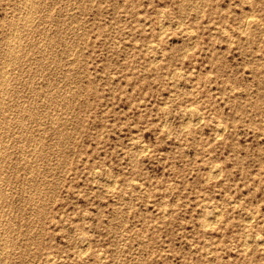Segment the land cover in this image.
<instances>
[{"label": "rangeland", "instance_id": "1", "mask_svg": "<svg viewBox=\"0 0 264 264\" xmlns=\"http://www.w3.org/2000/svg\"><path fill=\"white\" fill-rule=\"evenodd\" d=\"M0 215V264H264V0H0Z\"/></svg>", "mask_w": 264, "mask_h": 264}, {"label": "bare ground", "instance_id": "2", "mask_svg": "<svg viewBox=\"0 0 264 264\" xmlns=\"http://www.w3.org/2000/svg\"><path fill=\"white\" fill-rule=\"evenodd\" d=\"M248 1H249V0H248ZM28 12H29V11H28ZM34 12H35V11H34ZM67 13H68V12H67ZM21 16H22V15H21ZM24 16H25V15H24ZM27 17H28V16H27ZM21 18H22V17H21ZM247 18H250V17L248 16ZM251 19H252V18H251ZM26 20H27V19H26ZM26 20H25V21H26ZM245 20H246V18H245ZM249 20H250V19H247L246 22H248ZM22 22H23V21H22ZM178 23H179V22H178ZM23 24H24V23H23ZM180 24H181V23H180ZM245 25H246V24H245ZM247 25H248V24H247ZM28 26H29V25H28ZM15 27H16V26H15ZM11 30H12V29H11ZM223 30H224V29H223ZM244 30H245V29H244ZM20 31H21V30H20ZM20 31H19V32H20ZM158 31H159V30H158ZM12 32H13V30H12ZM162 32H163V31H162ZM23 34H24V33H23ZM18 35H19V34H17V37H18ZM158 35H159V34H158ZM10 36H11V35H10ZM18 40H19V39H18ZM10 41H11V40H10ZM20 41H21V40H20ZM118 42H119V41H118ZM229 42H230V40H229ZM18 43H19V42H18ZM33 43H34V42H33ZM149 43H150V42H149ZM5 45H6V44H5ZM14 46H15V45H14ZM147 46H148V45H147ZM12 47H13V46H12ZM145 47H146V46H145ZM13 48H14V47H13ZM16 48H17V47H16ZM18 48H19V47H18ZM9 51H10V50H9ZM4 52H5V51H4ZM12 53H13V52H12ZM45 53H46V52H45ZM7 56H8V55H7ZM8 57H9V56H8ZM6 58H7V57H6ZM9 61H10V60H9ZM12 61H13V60H12ZM6 62H7V61H6ZM2 64H3V63H2ZM4 64H5V63H4ZM56 68H57V67H56ZM177 71H178V70H177ZM180 71H181V70H180ZM15 73H16V72H15ZM56 73H57V72H56ZM1 77H2V76H1ZM168 79H169V78H168ZM3 80H4V79H3ZM31 80H32V79H31ZM49 81H50V80H49ZM48 84H49V83H48ZM57 86H58V85H57ZM232 89H233V88H232ZM8 93H9V92H8ZM11 100H12V99H11ZM23 100H24V99H23ZM188 107H189V106H188ZM190 107H191V106H190ZM32 108H33V107H32ZM186 108H187V107H186ZM187 109H189V108H187ZM189 111H190V109H189ZM184 114H185V113H184ZM199 114H200V113H199ZM200 115H202V113H201ZM32 117H33V116H32ZM187 117H188V116H187ZM187 117H186V118H187ZM197 117H199L198 114H197ZM190 118H191V117H190ZM51 119H52V118H51ZM199 119H201V118L199 117ZM185 120H186V119H185ZM197 120H198V119H197ZM1 121H2V120H1ZM18 121H19V120H18ZM31 121H32V120H31ZM183 121H184V119H183ZM187 121H188V120H187ZM185 122H186V121H185ZM193 122H194V121H193ZM188 123H189V122H188ZM8 124H9V123H8ZM184 124H185V123H184ZM186 124H187V123H186ZM194 124H195V123H194ZM221 125H222V124H221ZM223 125H224V124H223ZM162 126H163V124H162ZM182 126H183V125H182ZM183 127H184V126H183ZM221 127H222V126H221ZM221 127H220V126L217 127V128H218V132H219L221 129H224V128H221ZM185 128H186V127H185ZM27 132H28V131H27ZM52 132H53V131H52ZM218 132H217V133H218ZM220 132H221V131H220ZM220 132H219V133H220ZM217 135H218V134H216V136H217ZM36 145H37V144H36ZM36 145H35V146H36ZM33 147H34V146H33ZM132 148H133V147H132ZM146 149H147V148H146ZM139 151H140V150H139ZM143 151H144V150H143ZM4 158H5V157H4ZM4 158H3V159H4ZM218 165H219V164H218ZM214 167H215V166H213V168H214ZM216 168H217V167H215L213 170H217ZM209 169H210V168H209ZM218 169H219V167H218ZM211 170H212V169H211ZM97 171H98V170H97ZM97 171H96V172H97ZM217 173H218V171H217ZM93 174H94V173H93ZM215 176H216V175H215ZM215 176H214V177H215ZM211 177H212V175H211ZM112 179H113V178H112ZM208 179H210V178H208ZM110 180H111V179H110ZM36 181H37V180H36ZM107 181H108V180H107ZM133 181H134V180H133ZM113 182H114V181H113ZM113 182H112V184H114ZM136 182H137V181H136ZM136 182H135V183H136ZM108 183H110V181H109ZM126 183H127V182H126ZM41 184H42V183H41ZM108 185H109V184H108ZM113 186H114V185H113ZM8 197H9V196H8ZM38 198H39V197H38ZM37 203H38V202H37ZM203 203H204V202H203ZM166 204H167V203H166ZM233 204H234V203H233ZM216 208H217V207H216ZM218 211H219V210H218ZM220 211H221V210H220ZM210 213H211V212H210ZM214 213H215V212H214ZM217 213H218V212H217ZM81 215H82V214H81ZM217 215H218V214H217ZM0 216H1V215H0ZM215 216H216V214H215ZM249 217H250V216H249ZM202 218H203V217H202ZM206 218H207V215H206ZM208 218L210 219V217H208ZM244 219H245V218H244ZM248 219H250V218H248ZM251 219H252V218H251ZM212 220H214V219H211V221H212ZM217 220H219V219H217ZM215 221H216V219H215ZM213 222H214V221H213ZM247 222H248V221H247ZM204 223H205V222H204ZM3 224H4V223H3ZM208 224H209V222H208ZM202 226H203V223H202ZM207 226H210V227H211V225H206V227H207ZM7 231H8V230H7ZM3 232H4V231H3ZM246 234H247V233H246ZM7 236H8V235H7ZM6 239H7V238H6ZM85 240H87V239H85ZM260 241H261V240H260ZM245 242H246V244H247V241H245ZM88 243H89V242H88ZM83 244H84V243H83ZM85 244H86V243H85ZM260 245H261V244H260ZM83 246H84V245H83ZM87 246H88V245H87ZM242 247H243V246H242ZM244 247H245V246H244ZM246 247H247V246H246ZM85 248H86V247H85ZM80 251H81V250H80ZM82 251H83V250H82ZM84 251H85V250H84ZM79 253H80V252H79ZM102 253H103V252H102ZM83 254H84V253H83ZM98 256H99V255H98ZM100 256H101V255H100ZM103 257H104V255H103ZM101 258H102V257H101ZM100 260H101V259H100ZM48 262H49V260H48ZM98 263H99V261H98Z\"/></svg>", "mask_w": 264, "mask_h": 264}]
</instances>
